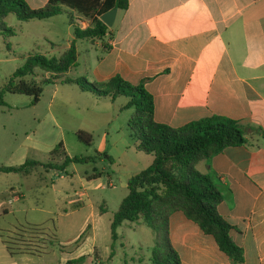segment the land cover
I'll list each match as a JSON object with an SVG mask.
<instances>
[{
	"label": "crops",
	"instance_id": "crops-1",
	"mask_svg": "<svg viewBox=\"0 0 264 264\" xmlns=\"http://www.w3.org/2000/svg\"><path fill=\"white\" fill-rule=\"evenodd\" d=\"M25 1L35 9L48 0ZM72 15L76 26L89 24L88 19ZM32 20L44 24L48 35L64 27L67 43H50L48 55L54 49L60 55L74 38L66 13L20 22L32 26ZM108 28L105 45L101 46L100 40L75 41L76 62L66 74H76L65 76L103 82L119 75L131 84L143 82L152 96L153 119L174 128L215 115L239 120L247 142L225 147L195 167L221 193L217 212L231 225L230 235L243 249L244 259L239 264H264V0H128L127 9L117 10ZM133 150L137 152L135 147ZM145 155L131 161L125 185L151 164L152 156ZM138 162L144 163V168L137 169ZM95 179L86 178L88 184ZM9 196L17 198L13 186ZM81 205L77 201L70 212ZM101 208L97 218L105 211ZM80 227V232L85 227L84 234L88 230L94 236L96 225L88 218ZM168 227L181 264H233L213 237L181 211L169 216ZM81 244L77 243V248ZM0 251V264H15L13 254H40L11 253L2 237ZM93 252L85 253L84 261L94 260Z\"/></svg>",
	"mask_w": 264,
	"mask_h": 264
},
{
	"label": "rangeland",
	"instance_id": "rangeland-1",
	"mask_svg": "<svg viewBox=\"0 0 264 264\" xmlns=\"http://www.w3.org/2000/svg\"><path fill=\"white\" fill-rule=\"evenodd\" d=\"M5 21L15 29V35L5 38L0 34V89L28 53L48 55L50 43L62 46L68 40L64 27L48 35L46 26L36 20L27 26L11 14ZM100 41L101 46L106 44ZM49 54L59 56L57 49ZM75 74L72 71L66 75ZM3 100L0 166L19 165L27 158L59 163L62 148L71 157L89 158L86 163L69 164L62 171L38 168L27 176L0 172L2 239L14 252L40 251L49 237L55 242L42 254H13L15 264H64L91 249L94 260L88 258L83 264H151L154 235L143 223L123 222L111 246L109 223L127 194L124 179L131 172L129 164L132 160L137 162V156H146L133 150L136 139L128 128L133 113V108L125 107L128 97L120 95L112 101L60 82L44 85L36 104H32V96L10 92L3 93ZM78 131L91 135L90 145L79 140ZM59 142L62 148L50 155L49 151ZM136 166L144 168V163L138 162ZM94 173L100 175L88 184L86 177ZM10 186L16 199L9 196ZM77 201L83 205L70 212ZM101 207L105 211L97 218ZM64 211L69 212L64 214ZM87 218L91 225H96V231L92 236L87 230L77 248L75 241L83 233L86 226L81 232L80 226Z\"/></svg>",
	"mask_w": 264,
	"mask_h": 264
},
{
	"label": "trees",
	"instance_id": "trees-1",
	"mask_svg": "<svg viewBox=\"0 0 264 264\" xmlns=\"http://www.w3.org/2000/svg\"><path fill=\"white\" fill-rule=\"evenodd\" d=\"M127 7L128 0H48L44 6L33 9L25 0H0V34L3 33L5 38L15 35V29L5 21L11 14L19 21H27L66 13L74 36L69 46L57 57L40 52L24 56L22 64L9 75L8 82L0 89V106L4 105V92L32 96V104H36L43 86L56 80L75 84L81 91L96 97H108L111 100L120 95L128 97L125 107L133 108L128 128L136 139L135 150L152 156V162L127 180V194L121 199L110 222L111 246L117 238L116 230L123 222H140L149 227L154 235L151 264H181L169 240L168 227L169 216L175 211H181L203 233L213 237L219 250L233 264H239L244 259L243 249L233 241L230 235L231 225L217 212L221 193L214 182L199 172L195 165L225 147L246 143L243 124L236 119L215 115L174 128L153 119L152 96L143 82L131 84L119 75L103 82L65 76L76 62L75 41L103 40L109 28L101 21L100 16L113 8L125 10ZM72 13L88 19L89 24L85 28L76 26ZM77 137L85 144H91L90 134L78 131ZM59 148H62L61 142L49 154H55ZM62 154V161L59 163L27 158L19 165L0 166V172L27 176L39 167L44 171L52 168L62 171L69 164L86 163L89 160L82 156H68L63 148ZM99 175L94 173L86 178L95 179ZM100 211L103 209L100 208ZM83 235L84 232L75 243ZM4 242L9 252H20L12 251ZM52 245L55 242L49 237L40 251H27L41 254L46 251L47 246ZM84 259L85 255H81L64 264H82Z\"/></svg>",
	"mask_w": 264,
	"mask_h": 264
},
{
	"label": "water",
	"instance_id": "water-1",
	"mask_svg": "<svg viewBox=\"0 0 264 264\" xmlns=\"http://www.w3.org/2000/svg\"><path fill=\"white\" fill-rule=\"evenodd\" d=\"M116 13H117V9L113 8V9L103 13L100 16V19L105 25H107L108 27H111L113 24V21L115 19Z\"/></svg>",
	"mask_w": 264,
	"mask_h": 264
}]
</instances>
